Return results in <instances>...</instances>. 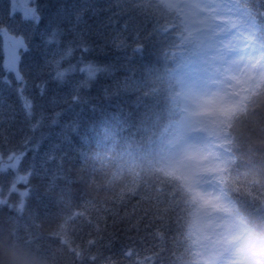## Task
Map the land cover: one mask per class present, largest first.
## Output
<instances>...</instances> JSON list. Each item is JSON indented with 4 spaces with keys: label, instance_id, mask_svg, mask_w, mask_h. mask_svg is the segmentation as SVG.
I'll return each instance as SVG.
<instances>
[{
    "label": "trees",
    "instance_id": "obj_1",
    "mask_svg": "<svg viewBox=\"0 0 264 264\" xmlns=\"http://www.w3.org/2000/svg\"><path fill=\"white\" fill-rule=\"evenodd\" d=\"M209 2L229 15L230 22L223 20L229 40L258 69L231 91L227 109L205 114L199 131L221 156L216 185L227 216L254 240L246 252L256 248L263 256L264 0ZM9 5L0 0V27L23 36L29 50H20L18 82L3 69L0 48V157L30 139L29 148L38 145L28 156H35L40 191L54 174L60 187L48 216L35 195L21 212L18 195L7 190L15 173L0 171V198L13 205L11 212L0 206V264H204L199 195L182 177L142 161L174 135L188 79L211 70L214 44L198 37L191 7L169 0H34L42 16L37 25L8 16ZM82 9L76 32L86 31L83 40L92 49L86 59L107 66L90 90L80 85L79 72L54 79L80 58L75 51L55 63L69 41L73 48L80 42L67 28ZM53 13L64 30L59 44L46 42L56 27L55 21L49 26ZM76 93L86 102L74 104ZM28 100L30 117L23 108Z\"/></svg>",
    "mask_w": 264,
    "mask_h": 264
},
{
    "label": "rangeland",
    "instance_id": "obj_2",
    "mask_svg": "<svg viewBox=\"0 0 264 264\" xmlns=\"http://www.w3.org/2000/svg\"><path fill=\"white\" fill-rule=\"evenodd\" d=\"M169 1H186L191 7L189 13L196 23L198 37L203 43L214 44L208 61L211 70L188 79L181 91V118L174 135L166 144L142 156V161L158 163L163 170L182 177L199 195L196 229L204 264H264V255L260 256L256 248L246 252L254 240L250 235L247 236L251 239H246L241 224L225 212V203L216 185L221 156L199 131L204 126L205 114L227 109L231 91L245 81L248 70L257 71L258 67L252 68L249 59L242 56L241 50L235 47L234 37L229 40L223 23L224 18L226 23L230 22L229 15L219 5L209 0ZM123 159L127 157H119V161ZM119 161L116 163L121 165ZM8 163V156L0 157V165Z\"/></svg>",
    "mask_w": 264,
    "mask_h": 264
},
{
    "label": "snow or ice",
    "instance_id": "obj_3",
    "mask_svg": "<svg viewBox=\"0 0 264 264\" xmlns=\"http://www.w3.org/2000/svg\"><path fill=\"white\" fill-rule=\"evenodd\" d=\"M33 3L34 0H10L7 15L10 17H14L16 14H19L22 22L35 23L38 25L39 22L42 20V16L40 14V7L32 6ZM47 7H51V5ZM57 11L59 12L61 11V9L58 8ZM83 11L84 10L82 9L80 13L76 14V23L69 24V27L67 28L68 33H72L80 37V42L77 44L76 48H73L71 46L73 41H69V46L65 49L64 55L57 59L55 63L57 65L61 64L64 59L71 57L75 51H79L81 53L80 58L76 63L70 64L68 68L59 69L55 73L54 79L63 81L69 75V73L75 74L79 72L80 75L85 77L83 80L80 81V85L82 86V88L90 90L91 84L94 83L96 79H98V75L101 72L107 71V66L100 65L97 61L86 59L88 54H90L92 51L88 42L83 40V37L86 35V31L81 30L80 32H76V28L78 27V24L81 21ZM93 11L97 12L99 10L94 9ZM56 16L57 13H53L52 19L49 21L50 27L52 26L54 21L56 22V27H52L51 33L48 35V39L46 41L48 44H59L61 42L59 39V35H61L64 30L59 28V23L62 21H56ZM0 23H2V21H0ZM0 48H2L3 52V69L6 72L15 74V79L18 82L21 81L23 77L18 67L21 61L20 50L23 49L25 52L29 50L27 44L25 43L24 37L14 35L13 31L8 27H0ZM5 83L10 85L11 82L6 79ZM46 83L47 82H43L38 85V87H40L43 91L46 86ZM105 93L107 95V90H105ZM71 99L74 104L86 102V98L82 99V97L78 93L73 94ZM32 107L33 104L30 100L26 101L23 104L26 116H32ZM37 126L38 123L32 124L31 127L33 129H36ZM81 139L83 141L86 138L82 137ZM30 144V139H25L24 141H22L21 150L19 152H10L8 156L10 163L0 165V171H12L15 173L12 182L8 185V192L9 197L14 193L19 197L17 203L15 204L16 209L22 212L26 206L28 198H31L33 197V195H35L37 204L43 209H45L44 214L45 216H48L50 214L48 209L51 206H55V204L57 203L56 196L58 194L56 190L58 187H60L57 183L58 177L55 174L49 177L47 186L44 188L43 191H40L39 182L42 178H40L38 174L37 166L35 163V156L31 158H29L28 156L29 151H35L38 145L29 148ZM26 159L28 160V163L25 166L24 174L20 175L19 168L22 164L25 163ZM34 178L36 179L35 184L33 183ZM64 178L67 180V177ZM20 183L25 184V188L22 191L18 189V185ZM63 191L64 189L61 188V193ZM0 206L7 208L9 212H11L13 209V205L9 203V198H0ZM76 214L79 215L80 211L76 210ZM36 215H39V212H37ZM33 224L34 226H39L36 224L35 221H33ZM97 227L99 226L97 225Z\"/></svg>",
    "mask_w": 264,
    "mask_h": 264
}]
</instances>
